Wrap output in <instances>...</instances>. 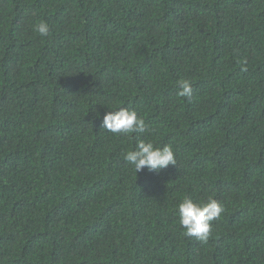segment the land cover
<instances>
[{
    "label": "trees",
    "instance_id": "obj_1",
    "mask_svg": "<svg viewBox=\"0 0 264 264\" xmlns=\"http://www.w3.org/2000/svg\"><path fill=\"white\" fill-rule=\"evenodd\" d=\"M186 195L225 207L206 243ZM0 264H264V0H0Z\"/></svg>",
    "mask_w": 264,
    "mask_h": 264
},
{
    "label": "clouds",
    "instance_id": "obj_2",
    "mask_svg": "<svg viewBox=\"0 0 264 264\" xmlns=\"http://www.w3.org/2000/svg\"><path fill=\"white\" fill-rule=\"evenodd\" d=\"M34 31L41 37H47L50 29L45 21L34 25ZM246 64V61H241ZM246 70V68H242ZM178 95L190 98L193 94L192 81L182 79L178 82ZM102 128L116 135L127 136L132 133H144L148 130L145 119L138 115L135 109L121 107L115 111H107L103 115ZM124 159L134 166L135 173L145 168L151 172H158L169 165L175 166L176 159L173 146L164 144L156 146L151 140H139L133 150L124 153ZM225 211L224 205L209 196L206 201L197 202L190 196H184L177 205L179 224L183 234L195 237L199 242L206 243L212 233V222L219 220Z\"/></svg>",
    "mask_w": 264,
    "mask_h": 264
}]
</instances>
